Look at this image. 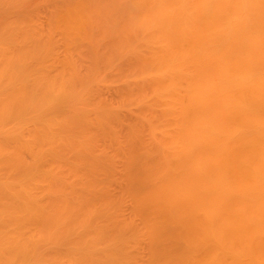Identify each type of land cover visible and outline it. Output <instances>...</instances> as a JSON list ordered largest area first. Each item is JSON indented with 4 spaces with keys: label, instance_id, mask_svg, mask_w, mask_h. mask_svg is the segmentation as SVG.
Wrapping results in <instances>:
<instances>
[{
    "label": "bare ground",
    "instance_id": "bare-ground-1",
    "mask_svg": "<svg viewBox=\"0 0 264 264\" xmlns=\"http://www.w3.org/2000/svg\"><path fill=\"white\" fill-rule=\"evenodd\" d=\"M0 264H264V0H0Z\"/></svg>",
    "mask_w": 264,
    "mask_h": 264
}]
</instances>
